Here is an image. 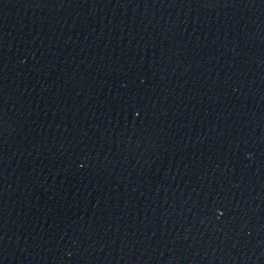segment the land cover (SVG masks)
Here are the masks:
<instances>
[{
  "label": "water",
  "instance_id": "water-1",
  "mask_svg": "<svg viewBox=\"0 0 264 264\" xmlns=\"http://www.w3.org/2000/svg\"><path fill=\"white\" fill-rule=\"evenodd\" d=\"M0 264H264V0H0Z\"/></svg>",
  "mask_w": 264,
  "mask_h": 264
}]
</instances>
